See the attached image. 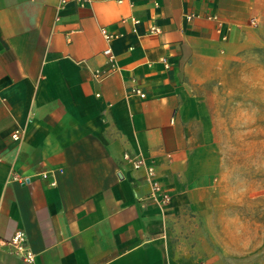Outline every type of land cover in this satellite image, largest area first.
<instances>
[{"label": "crops", "instance_id": "crops-1", "mask_svg": "<svg viewBox=\"0 0 264 264\" xmlns=\"http://www.w3.org/2000/svg\"><path fill=\"white\" fill-rule=\"evenodd\" d=\"M262 33L264 0H0V239L31 253L0 264H264L207 94Z\"/></svg>", "mask_w": 264, "mask_h": 264}, {"label": "rangeland", "instance_id": "rangeland-1", "mask_svg": "<svg viewBox=\"0 0 264 264\" xmlns=\"http://www.w3.org/2000/svg\"><path fill=\"white\" fill-rule=\"evenodd\" d=\"M207 90L226 160V191L231 197L242 193L244 219L258 204L259 223L264 225V33L260 44L245 49Z\"/></svg>", "mask_w": 264, "mask_h": 264}, {"label": "built area", "instance_id": "built-area-1", "mask_svg": "<svg viewBox=\"0 0 264 264\" xmlns=\"http://www.w3.org/2000/svg\"><path fill=\"white\" fill-rule=\"evenodd\" d=\"M65 0H62V2ZM116 2H122L124 0H115ZM150 31L155 33L159 31V28L156 26H152L150 28ZM101 34L104 37V39H106L107 41H109L113 35L111 33H108L104 28L101 29ZM102 54L106 57L107 62H108V68L104 69V70H96L93 73L94 78H96L97 80H102L105 77H107L109 74H111L112 72L116 71V66L114 64L113 61V55L111 52V49L109 47H106L103 51ZM163 63H167L165 58L161 59ZM130 93L133 95H137L140 98H145L146 97V93L138 86L134 85L131 89H130ZM13 138L17 139L18 138V132H14L12 134ZM124 158H129L127 154L124 155ZM133 166L135 169H139V168H144L145 169V178L148 181V183L150 184L151 190L154 193H157L158 195H160L161 197V203L162 204H166L168 202V195L166 193H164L163 191H161V184L158 181V179L156 178V169L154 167V165L152 164H147L144 159L142 157H136L135 159H133ZM29 179L28 178H24L21 180V182L26 183L28 182ZM53 184V183H51ZM24 233L20 230L16 231L14 233V235L12 236V238L10 240L4 241L0 239V244L2 245H7L9 247H11L14 251H22L24 252V257L30 261L31 260V253L25 250V246H24Z\"/></svg>", "mask_w": 264, "mask_h": 264}]
</instances>
